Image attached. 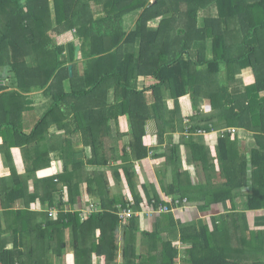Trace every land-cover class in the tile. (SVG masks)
<instances>
[{
    "label": "trees",
    "instance_id": "trees-1",
    "mask_svg": "<svg viewBox=\"0 0 264 264\" xmlns=\"http://www.w3.org/2000/svg\"><path fill=\"white\" fill-rule=\"evenodd\" d=\"M9 1L13 2L11 8L0 7V11L7 14L5 21L0 22V78L5 80L7 75L2 74L5 71L14 81L12 89H8L7 84H0V135L3 138V142L0 143V153H6L9 163L7 164L11 168L10 175H0V264H54V259L61 257L66 247L64 232L72 227L76 264L80 261L85 262V256L80 257V253L84 254L83 234L86 229L94 226L92 223L95 221L100 222L101 229L98 254L108 257L111 245L117 251L116 239L112 232L120 225V218L115 206L108 207L113 208L108 210L106 204L102 203L103 212L90 216L84 214V219L78 212L64 213V206L74 203L77 194L81 193L83 181L87 183V191L90 194L92 193L90 191L94 190V183L98 182L101 195L104 192L103 188H106L102 186V181H106L102 178L104 173H99V177L95 175L93 178L85 179L78 176L67 178L65 174L60 177L35 179L36 191L30 192L29 174H18L11 149L22 147L27 150V154L32 153L31 145L34 143L37 152H33L35 161L32 169L37 172L41 169L39 168L41 165H46L43 156L48 154L44 149L47 142V128L58 123L59 120L68 118L66 126L74 123L75 128L82 127L86 145H89L93 151L90 163L106 165L109 158L105 151L104 137L114 138L111 136L113 132L110 130V120L119 117L118 111L123 113L127 110L131 136L124 142L119 159L120 157L124 160L141 159L148 155L145 125L152 117L150 113L140 110L141 103L150 102L154 94L158 97L163 91L174 98L176 117L182 125L181 131L186 132V127L184 129L183 125L186 117L190 121L188 132L225 129L220 133L218 156L222 162V173L226 181L223 182L224 185H218L219 190L222 191L224 188L223 191L227 192L229 199L232 200L233 191L252 180L249 206L251 209L260 206L257 204V193L264 192V144L258 142L259 148L257 146L252 148L250 154L246 155L238 149V136L228 129L250 130L254 132L256 140L264 141V0L252 4L243 0L250 17L244 24L246 35L239 42L242 44L241 50L230 44L237 43L236 36L233 42L227 43L222 34H190L197 24L196 9L191 20L185 22L182 30L184 34H159L162 24L156 30H149L155 31V34H141L147 29V23L152 18L174 17L175 14L168 8L166 12L161 10L164 0H155L151 3L149 0H107L111 4L107 2L109 6L104 7L107 14L103 18H95L96 12L92 8V4L99 5L101 0H53L54 12L50 5L52 0ZM1 4L3 5L2 2ZM138 9H142V13L137 21V28L127 34L124 31L123 16ZM256 11L262 15L257 17ZM52 13L55 14V21L52 20ZM74 29L79 39L67 46L57 44L50 35ZM203 29L205 31V28ZM208 41H211L212 57H207L205 54V44ZM79 43L82 46L84 59H75V50ZM159 43L166 45L165 48L156 49ZM195 44L199 53L197 62H194L190 56ZM135 45H137V53L134 52ZM177 45L180 47L176 48ZM67 49L69 58L64 55ZM134 61H137V68H134ZM79 62H82L81 67ZM142 63L147 69H144ZM69 64H73L72 74ZM201 65L202 68H199ZM247 67H252L253 76L237 79V74ZM140 76H144V81L143 85L138 87L136 81ZM47 85L44 91L45 95L51 98V105L29 134L21 128L20 123L12 119V113L15 109V112L19 111L23 114L25 111L23 106L29 99L26 93L35 89H44ZM113 85H115V88L113 87L115 99L109 101L98 97L101 90L104 89V93L109 92ZM147 91H151L152 98L146 96ZM187 94L191 96L194 110L189 116L182 114L180 104L181 97ZM204 99L207 100V105L202 104L204 105L202 109L200 103L205 101ZM157 101L158 105L155 104V108L160 107L159 103L161 106L164 105L163 99L158 98ZM97 102L98 110L94 109V104ZM62 105L67 109H63ZM102 108L107 109L106 113H100ZM205 109L210 112L207 113ZM57 110L62 111L58 114ZM60 126L62 125L59 124ZM119 137H115L117 144L111 148L112 155L121 148ZM193 139L194 136H191L188 143L192 149V159H199L206 164V157L209 154L207 155L205 145ZM172 150L174 156L177 147L174 146ZM47 161L50 162L49 156ZM249 162L252 166L251 174L248 169ZM119 168L121 167L115 169L118 171ZM75 172L77 173L76 170ZM186 178L188 173L179 174V180L171 190H174L173 192L177 193L175 195H179L181 200L187 199L189 203L192 198L189 186H186L189 185L185 181ZM59 182H66L69 187L70 201L67 203L55 199L54 191H58ZM201 186L203 184L198 185V188ZM40 187L44 189L41 193ZM225 196L219 193L214 200L225 202L222 199ZM37 199L42 204L41 210L33 207ZM203 199L206 202L201 208L206 211L210 203L204 193ZM18 202L21 203L20 206L17 205ZM160 202L156 201V205ZM129 203H133L131 208L134 211H140V201H126L122 206L126 207ZM45 206L58 208L61 211L58 218H52L45 210L47 208ZM12 215L19 218L20 224L13 230L2 223L6 221L5 216L10 221L9 216ZM109 218H112L110 222L112 227L109 226L110 224L104 225V221ZM137 218L133 216L128 222L125 221L127 224L125 228L139 231ZM145 234L157 235L148 232ZM183 239L194 242V247L190 250L193 256L189 259L191 264H226V260L218 262L216 257L211 260L210 257H204L198 261L192 251L198 239L185 235ZM213 250L214 248L211 247V252H214ZM89 253L92 255L90 249ZM177 253L178 251L168 241L164 244L162 257L157 256L154 259L156 264H175ZM134 258L136 259L134 263L137 264L140 257L136 254ZM155 261L150 259L145 260L144 263L154 264ZM89 262H91L90 256Z\"/></svg>",
    "mask_w": 264,
    "mask_h": 264
},
{
    "label": "crops",
    "instance_id": "crops-1",
    "mask_svg": "<svg viewBox=\"0 0 264 264\" xmlns=\"http://www.w3.org/2000/svg\"><path fill=\"white\" fill-rule=\"evenodd\" d=\"M246 1L252 4L258 0ZM107 2V0H101L99 5L92 4L93 10L96 12L94 15L95 18H103L107 14L104 10V7L109 6L108 3L110 2ZM151 2H155V0H149V3ZM12 4L13 2L9 0H0V7L11 8ZM244 5L243 0H189L185 2L164 0L161 10L166 12L168 8V10L175 14L173 15L174 17L167 16L164 19L163 16H158L152 18L147 23V29L141 32V34H155V31L149 30H156L161 24L162 27L159 28V34H184L182 30L186 24L185 22L188 19L189 21L191 20L193 12L196 9L197 24L195 29L192 28L193 31H190V34H222L225 36L227 43L233 42V38L236 36L237 43L230 44L231 46H236L238 50H241L240 46L242 44L239 42L246 35L244 24L247 22V18L250 17V13L246 12ZM141 13L142 9H138L123 16L124 31L127 34L136 30L137 21ZM5 14L4 11H0V22L5 21ZM260 15L262 14L257 13V17ZM101 27L103 28L102 24ZM203 28H205V31ZM50 35L57 44L63 46H67L69 43L79 39L75 29ZM77 46L80 49L75 59H84L81 43ZM165 46L159 43L156 49H164ZM173 46L175 49V44ZM196 46L197 44L194 45L195 48L191 50L192 54L190 55L194 62H197L199 59L198 48ZM205 46L206 56L212 57L211 41L206 42ZM135 51L136 53L138 52L137 45H135ZM68 53L69 51L67 49L64 55L69 58ZM185 57L187 59L186 53ZM84 62L83 64H85ZM81 65L82 62H79L80 67ZM134 66V68L138 67L137 61H134ZM143 67L147 69L144 64ZM199 68H202V65ZM2 74L7 76L5 80L0 78V84H7L8 89H12V83L14 81L9 77L7 72L4 71ZM252 76V67H247L241 73L237 74V79L240 77L246 79ZM143 81L144 76H140L136 81L138 87L143 85ZM152 81L155 82V79L152 78ZM114 86L110 88L109 92L105 91L104 93V89L101 90L98 97L100 96V98H105L104 100L109 101L115 99ZM42 90L35 89L30 93H26L29 99L23 106L25 109L23 114L19 111L15 112V109L12 113V119L20 123L21 128L29 134L51 105V98L45 95ZM146 96L152 98L151 91H147ZM158 98L163 99L164 105L161 106L159 103L160 107L155 108L154 105L157 104ZM143 99L145 100V98ZM180 104L183 115L189 116L193 114V103L189 94L181 97ZM200 104L207 105V100ZM141 105L140 110L142 112L145 111L152 115L145 125V142L148 147V155L141 159L130 158L124 160L122 157L119 159L124 142L131 136L129 132L131 130V124L127 110L123 113L118 111L119 117H113L110 120V130L113 132L111 136H114V138L104 137L105 151L109 158L106 165L90 163V159L93 157V151L89 145H86L82 127L78 128L76 126L75 128L74 123L66 126L65 124L69 121L68 118L62 119L63 121L59 120L58 123H54L47 128V142L44 145V149L48 154L43 156V161L46 165H41L39 167L41 169H38L37 172L32 169L35 161L33 152H37L34 143L31 145L32 153L27 154V150L25 151L22 147H13L11 149V155L18 174H29L28 187L30 192L36 191L35 179L60 177L63 174L67 178L70 176H78L81 179H85L93 178L95 175L99 177V173H104V177H102L106 180L102 181V186H106L105 189L103 188L104 192L101 195L99 194L98 182H95L94 190L90 191L92 192L90 194L87 191V183L83 181L81 184V193L77 194L74 203L71 202V205L67 204L64 206V213L72 211L78 212L80 217L84 219V216H82L84 213L89 216L101 213V211H90L93 204L99 209L104 208L101 206L103 203L106 204V209L108 210H113V208L109 209L113 206L118 210L123 202L140 201V210H143V212L135 215L138 217L139 231L136 232L125 228L127 226L125 221L128 222L131 218L124 221L120 220V225L112 232L114 239H116L117 251L111 245L107 257L98 254V241L101 236V229L99 228L100 222L95 221L92 223L94 226L86 229L83 234L85 248L83 246L84 254L80 253V257L85 256V262L80 261V263L136 264L134 263L136 260L134 256L137 254V257H140L137 260V264H145V260L153 259L155 261L154 258L157 256L161 258L164 244L170 241L178 251L175 264H191L189 259L193 256H191L190 250L193 249L194 242L192 240L185 241L183 239V235H185V237L189 236L190 238L198 239H196V246L192 250L195 253L194 258H197L198 261H201L204 257H210V260L216 257L218 262L220 260H226V264H264V192L263 194L257 193V204H260V206L258 207L257 205V209H251L249 206V195L252 193V180L247 185L235 189L232 200L229 199L228 193L223 191L224 188H222V191L219 190L218 185L226 181L222 173V162L218 156L220 133L225 129H213L212 131L201 132L197 130L194 133L188 132L187 128L190 125V121L186 117L183 121L186 132L181 131L180 127L182 125L175 113V101L168 92L165 93L163 91L162 94H158V97L154 94L150 102L143 101ZM204 105H202V109H204ZM62 107L63 109H67L64 105ZM94 109L98 110V102L94 104ZM62 110H57L56 113L59 114ZM106 110V108H102L100 113H106ZM204 111L209 112L207 109ZM59 124L62 126L59 127ZM228 131L238 136V149L246 153V155L250 154L252 148L256 146L259 148L258 142L264 144L263 140H256L253 131L243 128H229ZM191 136H194V139L200 144L205 145L207 155L209 154L208 156L206 155V164L199 159H192V149L188 145ZM115 137H119L121 148L119 151H116L115 155H112L111 148L117 144ZM2 142L3 138L0 135V143ZM174 146L177 147V151L173 156L172 148ZM129 150L130 148H128ZM48 156L50 157V162L47 161ZM7 163L6 153H0L1 176L11 174V168L8 165L9 163ZM118 166L121 168L117 171L115 168ZM248 169L249 174H251L252 166L250 162ZM182 172L188 173V178L185 181L187 184L189 183L186 186H189L190 197L192 198L189 203H181L178 206H173V210L170 212L151 213L150 209L152 206H156V201L162 202L159 204H168L170 199H180L179 195H175L177 193L173 192L174 190H171V188L179 180V174ZM201 184L203 186L198 188V185ZM57 188L58 191H54L55 199L57 198V201L61 200L66 203L69 202L70 195L67 183L59 182ZM42 190L44 189L40 187V193ZM203 193L204 195L206 194L207 201L210 203L206 211H203L201 208V205L206 202L203 199ZM219 193L226 195L222 198L225 202L214 200V197H217ZM20 204V202L17 203L18 206ZM33 205L36 210L42 209V204L39 199ZM47 208L45 209L46 211L51 207ZM56 210H58V214L56 218L53 217L54 219H57L61 212L58 208ZM9 217L12 219H10L11 222L8 221L6 216L4 217L6 221L2 222L6 226H9L7 228L13 230L14 227L20 226L19 218L16 215ZM111 219L105 220L104 225L110 224L109 226L112 227L113 225L110 223L112 221ZM205 226L207 227L206 229ZM72 228H68L64 232L66 247L63 250V255L54 259V264H76L77 257ZM145 232L157 235H146ZM211 247L214 248V252H211ZM89 249L92 251V255H90ZM211 253H213V256H211ZM89 256L91 262H89ZM149 264H152V262H149ZM154 264H156V261Z\"/></svg>",
    "mask_w": 264,
    "mask_h": 264
},
{
    "label": "built area",
    "instance_id": "built-area-1",
    "mask_svg": "<svg viewBox=\"0 0 264 264\" xmlns=\"http://www.w3.org/2000/svg\"><path fill=\"white\" fill-rule=\"evenodd\" d=\"M181 203H187V199H183V200H181V199H170L168 204L164 203V204H159V205H156V206H152V208L150 210H151V213H155V212H157V213H166V212L172 211L173 210V206H178ZM132 204L129 203L126 207H123L122 205L119 206V208L117 210V214H118L120 220L124 221L126 219H130L133 216L137 215L138 213L143 212V210L142 211L141 210L140 211H134L131 208ZM91 207H92V209L90 211H98V212L99 211H101V212L103 211V209L97 208L94 204ZM88 213H89V211H88ZM49 214H50L51 217L56 218L57 214H58V210L51 209ZM84 214L82 216H84Z\"/></svg>",
    "mask_w": 264,
    "mask_h": 264
},
{
    "label": "rangeland",
    "instance_id": "rangeland-1",
    "mask_svg": "<svg viewBox=\"0 0 264 264\" xmlns=\"http://www.w3.org/2000/svg\"><path fill=\"white\" fill-rule=\"evenodd\" d=\"M50 5L52 6V11L54 12V8H53V7H54V1H53V0L50 2ZM52 16H53V17H52V20L55 21V18H54L55 14L52 13ZM54 34H55V33H54ZM47 87H48V85L42 90V92H43L44 94H45V91H44V90H45ZM39 93H40V92H39ZM209 112H210V111H209ZM209 112H208V113H209ZM35 127H36V126H35ZM35 127L33 128V130L35 129ZM30 133H31V132H30ZM46 136H47V135H46ZM45 141H46V140H45ZM83 168H84V167H83ZM48 212H50V208H49Z\"/></svg>",
    "mask_w": 264,
    "mask_h": 264
},
{
    "label": "water",
    "instance_id": "water-1",
    "mask_svg": "<svg viewBox=\"0 0 264 264\" xmlns=\"http://www.w3.org/2000/svg\"><path fill=\"white\" fill-rule=\"evenodd\" d=\"M79 49H80L79 46H77V47H76V50H75V57L78 56ZM69 69H70V72H71V74H72V71H73V65H72V64L69 65Z\"/></svg>",
    "mask_w": 264,
    "mask_h": 264
},
{
    "label": "clouds",
    "instance_id": "clouds-1",
    "mask_svg": "<svg viewBox=\"0 0 264 264\" xmlns=\"http://www.w3.org/2000/svg\"><path fill=\"white\" fill-rule=\"evenodd\" d=\"M51 209H56V207H51L50 210H51ZM52 218H53V217H52Z\"/></svg>",
    "mask_w": 264,
    "mask_h": 264
}]
</instances>
